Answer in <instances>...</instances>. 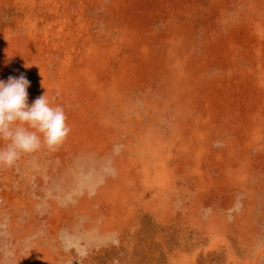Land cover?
I'll return each instance as SVG.
<instances>
[{"label": "rangeland", "instance_id": "rangeland-1", "mask_svg": "<svg viewBox=\"0 0 264 264\" xmlns=\"http://www.w3.org/2000/svg\"><path fill=\"white\" fill-rule=\"evenodd\" d=\"M21 75L71 132L0 167V264H264V0H0Z\"/></svg>", "mask_w": 264, "mask_h": 264}, {"label": "clouds", "instance_id": "clouds-1", "mask_svg": "<svg viewBox=\"0 0 264 264\" xmlns=\"http://www.w3.org/2000/svg\"><path fill=\"white\" fill-rule=\"evenodd\" d=\"M30 85L23 75L0 80V167H12L22 154L63 144L71 132L62 106H53L43 95L28 104Z\"/></svg>", "mask_w": 264, "mask_h": 264}, {"label": "bare ground", "instance_id": "bare-ground-1", "mask_svg": "<svg viewBox=\"0 0 264 264\" xmlns=\"http://www.w3.org/2000/svg\"><path fill=\"white\" fill-rule=\"evenodd\" d=\"M73 152H74V151H73ZM73 152H72V153H73ZM84 155H85V154H84ZM84 155H83V156H84ZM73 156H74V155H73ZM78 156H79V155H78ZM83 156H82V157H83ZM74 157H75V156H74ZM74 157H73V158H74ZM79 157H80V156H79ZM70 158H71V157H70ZM75 189H76V190H81V189L84 190V189L81 188V187H77V188H75ZM71 193H72V192H70V194H71Z\"/></svg>", "mask_w": 264, "mask_h": 264}]
</instances>
